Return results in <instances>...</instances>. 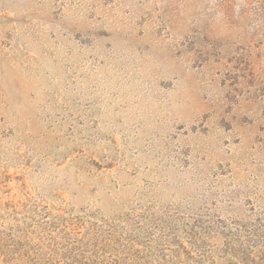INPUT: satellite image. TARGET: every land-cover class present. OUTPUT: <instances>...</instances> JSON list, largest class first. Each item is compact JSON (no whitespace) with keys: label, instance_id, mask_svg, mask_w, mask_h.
Wrapping results in <instances>:
<instances>
[{"label":"rangeland","instance_id":"rangeland-1","mask_svg":"<svg viewBox=\"0 0 264 264\" xmlns=\"http://www.w3.org/2000/svg\"><path fill=\"white\" fill-rule=\"evenodd\" d=\"M0 264H264V0H0Z\"/></svg>","mask_w":264,"mask_h":264}]
</instances>
